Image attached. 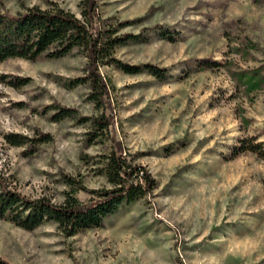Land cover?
Wrapping results in <instances>:
<instances>
[{"label": "rangeland", "instance_id": "1", "mask_svg": "<svg viewBox=\"0 0 264 264\" xmlns=\"http://www.w3.org/2000/svg\"><path fill=\"white\" fill-rule=\"evenodd\" d=\"M97 1L101 18L142 19L121 32L160 25L175 34L167 41L150 31L147 41L115 51L125 63L165 69L162 81L100 69L114 85L113 135L157 188L124 205L102 227L68 238L53 224L26 231L0 218V258L10 264H264V158L230 154L243 139L264 142V89L246 97L225 69H190L203 61L231 60L241 69L264 64V1ZM48 2L79 17L80 0H0V9L14 13L20 4L45 8ZM244 37L259 48L247 58L231 52ZM85 62L72 54L0 64V76L27 81L18 88L0 83V179L7 188L60 203L69 191L62 174L87 189L108 187L96 166L81 159L102 154L107 144L85 146L87 126L51 122L50 112L42 114L53 102L82 116L97 114L87 87L63 86L82 76ZM34 129L52 141L31 156L2 138L10 132L32 137ZM74 196L89 199L82 191Z\"/></svg>", "mask_w": 264, "mask_h": 264}, {"label": "trees", "instance_id": "2", "mask_svg": "<svg viewBox=\"0 0 264 264\" xmlns=\"http://www.w3.org/2000/svg\"><path fill=\"white\" fill-rule=\"evenodd\" d=\"M264 0H253L259 4ZM79 17L56 3L48 2L45 8L20 4L14 13L0 9V64L9 59H22L33 62L39 58L60 59L72 54L85 58L83 74L63 82L72 89L85 86L86 99L97 114L82 116L74 108L51 103L42 114L50 112L49 121L72 120L77 125L87 126L84 145L107 144L102 154L94 157L82 156L85 162L96 166L97 175L103 176L108 187L87 189L81 181L62 174L61 181L69 188L62 202L55 203L41 196L28 198L14 189H9L0 179V218L26 231H32L44 224H53L66 238L91 228H100L104 221L114 217L124 205L133 204L152 194L157 182L150 172L134 163L121 143L115 139L114 114L111 105V92L114 90L110 78L101 74L100 69L112 67L126 75L146 73L158 80L166 78V70L151 64L131 65L119 60L115 51L130 42L147 41L150 31L167 41H173L174 33L166 26L144 28L141 33L121 32L142 19L118 21L114 18H101L97 0H80ZM231 48L234 55L251 57L258 46L248 38H237ZM225 69L235 88L248 97L264 89V64L256 68L241 69L231 60L225 63L203 61L190 69ZM0 83L12 88L27 84L17 76H0ZM34 136L19 133H5L2 138L9 146L25 147L24 155L31 156L38 147L52 141L49 133L34 129ZM252 153L264 158V142L249 137L230 148L232 156ZM82 191L89 195L87 201H80L74 194ZM0 264H10L0 258Z\"/></svg>", "mask_w": 264, "mask_h": 264}]
</instances>
